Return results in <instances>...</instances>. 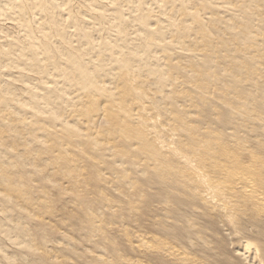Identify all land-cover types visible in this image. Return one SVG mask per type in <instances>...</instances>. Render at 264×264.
I'll use <instances>...</instances> for the list:
<instances>
[{
  "label": "bare ground",
  "instance_id": "obj_1",
  "mask_svg": "<svg viewBox=\"0 0 264 264\" xmlns=\"http://www.w3.org/2000/svg\"><path fill=\"white\" fill-rule=\"evenodd\" d=\"M0 264H264V0L0 1Z\"/></svg>",
  "mask_w": 264,
  "mask_h": 264
},
{
  "label": "rangeland",
  "instance_id": "obj_2",
  "mask_svg": "<svg viewBox=\"0 0 264 264\" xmlns=\"http://www.w3.org/2000/svg\"><path fill=\"white\" fill-rule=\"evenodd\" d=\"M0 1H1V2H4V1H6V0H0ZM104 124H105L104 120H101L100 123H99L100 126H103ZM224 234H226V235L228 234L227 230L224 231ZM235 241H236V240H235ZM235 241H234V242H235ZM243 241H245V239H243ZM230 242H231V241H230ZM230 242H229V243H230ZM234 242H233V243H234ZM233 243H232V244L230 243V245L228 244V245H229V246H228L229 248H228V252H227L228 254H227V255H230V256L233 255V253H235L234 249L236 250V247H237L236 245L241 244V242H237V241L234 243V245H233ZM86 249H87V251H89V252H91V250H92L91 248H86Z\"/></svg>",
  "mask_w": 264,
  "mask_h": 264
}]
</instances>
